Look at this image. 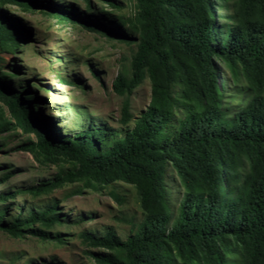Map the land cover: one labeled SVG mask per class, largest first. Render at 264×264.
Listing matches in <instances>:
<instances>
[{
  "label": "trees",
  "instance_id": "16d2710c",
  "mask_svg": "<svg viewBox=\"0 0 264 264\" xmlns=\"http://www.w3.org/2000/svg\"><path fill=\"white\" fill-rule=\"evenodd\" d=\"M7 2L45 9L114 38L138 33L129 72L119 73L112 87L130 94L145 76L152 83L151 101L138 117L124 103V133L91 121L74 136L48 123L35 96L23 94L25 85L0 86L15 124L37 136L24 147L77 162L75 175L62 173L25 191L37 195L74 176L134 184L143 218L128 219L125 239L114 230L80 234L84 243L111 250L91 253L99 264H264V0H136L134 28L108 12L96 15L90 0H85L88 11L78 12L49 0H0ZM217 7L228 11L219 24ZM24 36L25 27L0 9V52L15 48ZM216 61L230 68L235 83L247 82L248 100L238 110L223 105ZM10 125L0 118V130ZM168 165L183 189L174 211L165 181ZM18 190L0 193V202ZM6 207H0V229L11 235L49 238L33 226L51 227L63 219L54 201L7 219ZM52 237L61 240L59 233Z\"/></svg>",
  "mask_w": 264,
  "mask_h": 264
},
{
  "label": "rangeland",
  "instance_id": "374dc122",
  "mask_svg": "<svg viewBox=\"0 0 264 264\" xmlns=\"http://www.w3.org/2000/svg\"><path fill=\"white\" fill-rule=\"evenodd\" d=\"M49 1L58 6L72 5L77 12L88 11L85 0ZM90 4L96 15L108 12L116 22L123 18L127 27L134 28L136 0H90ZM0 9L7 18L25 27V36L16 42L15 48H4L0 52V86L7 83L19 90L25 85L23 94L35 96L36 109L49 117L48 123H54L59 133L74 136L91 121L105 123L124 133L127 129L121 123L124 103H129L134 118L149 105L152 83L148 76L130 94L117 93L112 87L119 73L129 72L137 50L138 33L119 39L78 21L59 19L45 9L11 2L0 3ZM227 12L225 8H215L216 23L223 22L221 15ZM107 24L114 26V23ZM216 64L223 105L240 109L248 100L246 80L241 78L235 83L230 68L220 61ZM11 73L16 75L11 77ZM176 88L181 90L180 86ZM0 118L11 123L0 130V193L23 188L7 201L0 202V207L7 206L5 219L12 214L25 216L31 209H40L53 201L63 215V219L51 227L41 223L33 226L52 236L59 233L60 241L52 236L41 238L33 232L11 235L0 229V264H99L91 253L111 250L84 243L80 234L101 235L114 230L125 239L132 224L128 219L139 222L143 218L136 186L122 180L99 183L88 176H74L46 192L29 193L25 191L28 186L62 173L72 175L77 162L63 155L47 158L37 150L24 147L37 141V136L15 124L1 98ZM165 181L169 205L174 211L183 189L170 165Z\"/></svg>",
  "mask_w": 264,
  "mask_h": 264
}]
</instances>
